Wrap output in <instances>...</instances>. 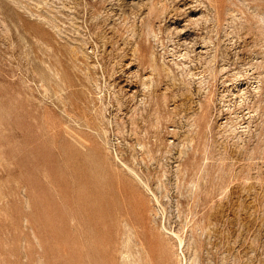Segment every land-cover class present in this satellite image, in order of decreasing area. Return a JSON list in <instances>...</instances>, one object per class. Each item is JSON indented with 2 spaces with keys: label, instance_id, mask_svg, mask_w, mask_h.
Masks as SVG:
<instances>
[{
  "label": "rangeland",
  "instance_id": "374dc122",
  "mask_svg": "<svg viewBox=\"0 0 264 264\" xmlns=\"http://www.w3.org/2000/svg\"><path fill=\"white\" fill-rule=\"evenodd\" d=\"M0 264H264V0H0Z\"/></svg>",
  "mask_w": 264,
  "mask_h": 264
},
{
  "label": "bare ground",
  "instance_id": "6f19581e",
  "mask_svg": "<svg viewBox=\"0 0 264 264\" xmlns=\"http://www.w3.org/2000/svg\"><path fill=\"white\" fill-rule=\"evenodd\" d=\"M81 169H82V168H81ZM133 169H134V168H133ZM132 172H133V174H134L135 176H139L138 172H136V171H134V170H132ZM132 172H131V173H132ZM134 178H135V177H134ZM138 178H139V177H138ZM112 180H113V179H112ZM133 180H134V179H133ZM133 180H132V182H133ZM113 182H114V181H113ZM128 182H129V181H128ZM129 184H130V183H129ZM127 185H128V184H127ZM127 185H126V186H127Z\"/></svg>",
  "mask_w": 264,
  "mask_h": 264
}]
</instances>
